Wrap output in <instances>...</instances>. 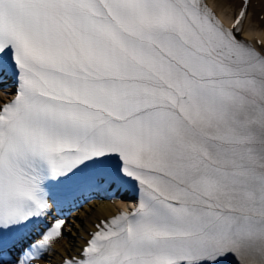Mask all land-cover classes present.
Returning <instances> with one entry per match:
<instances>
[{"label": "snow or ice", "instance_id": "6c2138e0", "mask_svg": "<svg viewBox=\"0 0 264 264\" xmlns=\"http://www.w3.org/2000/svg\"><path fill=\"white\" fill-rule=\"evenodd\" d=\"M203 0H0V264H264V50ZM131 185L78 254L65 204ZM35 237V239H33Z\"/></svg>", "mask_w": 264, "mask_h": 264}, {"label": "bare ground", "instance_id": "6f19581e", "mask_svg": "<svg viewBox=\"0 0 264 264\" xmlns=\"http://www.w3.org/2000/svg\"><path fill=\"white\" fill-rule=\"evenodd\" d=\"M209 2L228 20H233L237 16L243 4L242 0H209ZM249 9V17L246 22V36L254 37L255 39L259 37L264 40V20L260 18V14H264V0H251ZM8 91L0 86V104L6 98L4 93ZM121 205H123L122 202L112 204L106 200L97 203L91 202L81 206L73 213L75 218H72L67 223L65 239L61 241L62 247L58 248L57 251L61 252V255L64 249L69 250L72 254L78 252L80 244L84 242L81 236L86 235L88 230L93 229L94 224L100 221L101 218L117 212ZM53 256L54 258L60 257Z\"/></svg>", "mask_w": 264, "mask_h": 264}]
</instances>
